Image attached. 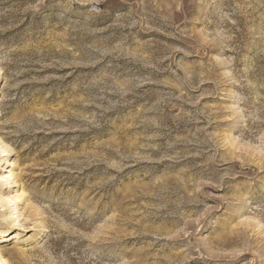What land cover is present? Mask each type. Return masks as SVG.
<instances>
[{
	"label": "rangeland",
	"instance_id": "374dc122",
	"mask_svg": "<svg viewBox=\"0 0 264 264\" xmlns=\"http://www.w3.org/2000/svg\"><path fill=\"white\" fill-rule=\"evenodd\" d=\"M0 153L3 264H264V0H0Z\"/></svg>",
	"mask_w": 264,
	"mask_h": 264
},
{
	"label": "bare ground",
	"instance_id": "6f19581e",
	"mask_svg": "<svg viewBox=\"0 0 264 264\" xmlns=\"http://www.w3.org/2000/svg\"><path fill=\"white\" fill-rule=\"evenodd\" d=\"M1 154V153H0ZM7 179V178H6ZM3 181L2 178H0V182ZM16 186V182L13 183V186L12 187H15ZM17 201H18V195H15L14 197H4V198H1L0 199V204H1V207H3V205H6L7 203H12V205L10 206V208H12V211H16V204H17ZM8 206V205H7ZM16 214V213H15ZM15 214H9V216H13ZM2 217H5V215H3ZM17 221V222H16ZM16 222V223H15ZM18 226V217L15 218V221H14V227H17ZM7 233V230H5L4 228L0 227V235L2 236H5ZM8 235V234H7ZM0 264H3V261L0 260Z\"/></svg>",
	"mask_w": 264,
	"mask_h": 264
}]
</instances>
